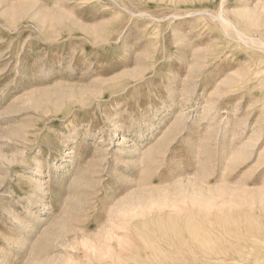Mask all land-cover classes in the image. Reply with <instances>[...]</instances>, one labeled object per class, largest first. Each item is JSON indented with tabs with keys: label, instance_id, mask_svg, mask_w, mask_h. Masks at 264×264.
<instances>
[{
	"label": "rangeland",
	"instance_id": "1",
	"mask_svg": "<svg viewBox=\"0 0 264 264\" xmlns=\"http://www.w3.org/2000/svg\"><path fill=\"white\" fill-rule=\"evenodd\" d=\"M221 10L264 43V0H0V264H264V52Z\"/></svg>",
	"mask_w": 264,
	"mask_h": 264
},
{
	"label": "bare ground",
	"instance_id": "2",
	"mask_svg": "<svg viewBox=\"0 0 264 264\" xmlns=\"http://www.w3.org/2000/svg\"><path fill=\"white\" fill-rule=\"evenodd\" d=\"M206 12L207 14L211 15L213 18L217 19L218 21H220V25L222 27H230L233 29L234 31V35H230L229 33H227V36H228V43H230L231 41H234V40H237V42H243L244 44V47L246 49H257V50H263L264 52V49L262 47H264V43L262 41H258L256 40L255 38H251L247 35H245L240 29H238L234 23L227 17L225 16L224 14V11L221 10L218 14H212L210 13L209 11H204ZM247 13L244 14L243 17H245L248 21L249 20H252L254 21L255 19V12L251 9L249 10H246ZM198 13H203V12H198ZM224 31V30H223ZM257 45V46H254V45Z\"/></svg>",
	"mask_w": 264,
	"mask_h": 264
}]
</instances>
